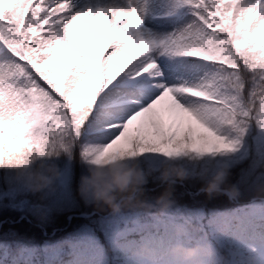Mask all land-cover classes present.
Listing matches in <instances>:
<instances>
[{
	"label": "snow or ice",
	"instance_id": "1",
	"mask_svg": "<svg viewBox=\"0 0 264 264\" xmlns=\"http://www.w3.org/2000/svg\"><path fill=\"white\" fill-rule=\"evenodd\" d=\"M181 6L191 21L137 42L126 34L142 24L136 8L115 10L116 27L71 0H0V165L58 141L96 162L136 148L230 152L250 127L264 131V0H172ZM165 217L139 230L162 243Z\"/></svg>",
	"mask_w": 264,
	"mask_h": 264
},
{
	"label": "trees",
	"instance_id": "2",
	"mask_svg": "<svg viewBox=\"0 0 264 264\" xmlns=\"http://www.w3.org/2000/svg\"><path fill=\"white\" fill-rule=\"evenodd\" d=\"M40 82L47 86L43 81ZM263 134L261 130L250 127L242 136L247 145L246 154L228 165L227 182L237 185L240 189V194L236 198L229 199L223 194L209 197L199 191L204 181L196 182L195 178H190L175 184L173 193L175 203L165 218L178 223L196 225L202 239L211 241L221 253L228 256L222 247L225 246L223 239L233 242L236 236L231 232L219 230L216 227L215 216L220 211L246 205L251 198L259 200L258 197L262 196L255 191L254 187L261 180L253 181L250 175L253 168L259 167L261 163L260 156L264 151ZM54 159L58 166V175L54 178L52 187H61L67 204L64 207L52 208L41 215L30 212L29 217H19L21 212H26L18 210L17 206L8 208L0 202V257L5 254L7 259L11 260L13 256L29 248L35 263L59 264L65 260V257L61 256L59 261L53 260L56 256L46 253L44 241L52 243L62 240L61 245L65 250L74 241H85L88 247L99 249V254L106 264H130L124 246L133 243L134 238L138 236L135 223L137 220L154 219L155 216L130 208L119 212H112L108 208L100 210L91 203H85L78 193L80 177L85 171L79 147L73 148L68 154L62 153ZM7 184L8 182L4 180V172L0 170V189ZM46 190L49 189L38 193L26 191L24 193L26 201L43 203L48 197ZM159 191L158 181L150 180L146 185V196L149 199L157 195ZM80 212L91 213L81 216ZM3 218L6 219L3 220ZM104 218H114L115 226H108L103 221L100 223V219ZM212 232L217 235V238L212 236ZM227 261L228 259L222 264H227Z\"/></svg>",
	"mask_w": 264,
	"mask_h": 264
},
{
	"label": "clouds",
	"instance_id": "3",
	"mask_svg": "<svg viewBox=\"0 0 264 264\" xmlns=\"http://www.w3.org/2000/svg\"><path fill=\"white\" fill-rule=\"evenodd\" d=\"M70 143V140L64 141L66 145ZM62 153L69 152L58 141L56 146H49L43 153L29 154L21 165H0V170H3L6 182L29 192H42L51 189L58 175L54 158ZM206 154L210 153L189 150L181 155H165L136 148L131 154L96 162L80 153L86 172L80 177L78 193L85 203H91L100 210L108 208L119 212L130 208L163 217L175 203V184L195 175L204 181L199 191L207 196L223 194L229 199L236 198L240 189L227 182L228 165L223 161L205 163L201 158ZM146 156L158 157V161L146 163ZM150 180L158 181L160 191L149 199L146 185ZM254 187L258 194L264 196V181ZM124 250L130 264H222L228 259L211 241L199 236L196 225L185 223H171L170 238L162 243H154L143 235L125 245ZM254 259L248 257L250 262Z\"/></svg>",
	"mask_w": 264,
	"mask_h": 264
},
{
	"label": "rangeland",
	"instance_id": "4",
	"mask_svg": "<svg viewBox=\"0 0 264 264\" xmlns=\"http://www.w3.org/2000/svg\"><path fill=\"white\" fill-rule=\"evenodd\" d=\"M111 3H118L124 5L123 10L127 11L130 8H136L138 14L142 17V24L138 27H129L126 30L127 33H132L129 35L134 41H139L140 39H147L151 34L156 37L165 36L174 30L180 29L183 25L187 24L193 19L187 6H181L177 8L172 7V0H108ZM63 2V0H61ZM72 3V2H71ZM141 5L143 6L141 10ZM74 12H87L91 11L92 14H97V12H103V14L108 18L110 24H115L116 27H122L126 23V18H120L116 20L110 10L105 9V5L102 0H79L75 5H73ZM182 8V13L179 18H166V19H154V14L167 13L175 14L179 12ZM113 21V23H112ZM99 24V21L93 22ZM159 61L162 65H169L171 71H176V66L164 56L159 57ZM165 119L167 118L166 113ZM264 132V131H262ZM223 134V130H222ZM229 138H233L234 134L227 133ZM264 135V134H263ZM239 145L235 151L230 152H220V153H210L206 154L201 158L205 163L209 161H223L225 164L229 165L238 159L242 158L247 151V145L242 137H239ZM146 163L154 164L158 161V157L146 156L144 158ZM85 171V163L82 160ZM260 166L255 167L252 170L250 179L253 181H263L264 180V151L260 156ZM196 182L202 181L193 175ZM26 190L16 187L11 183H8L5 187L0 189V202L8 206V208H13L17 206L18 210L25 211L21 212L19 217H29V213L41 215L52 208L64 207L67 204L66 196L64 195L60 186H53L51 189L46 190L47 196L43 203H32L26 201ZM262 198L256 200V198H251L247 205H242L237 209L230 211H220L216 215L217 227L220 230H230L238 236V239L234 242L227 241L223 239L225 246L223 249L228 253L227 264H264V196H259ZM84 213L81 214V216ZM6 218H3V220ZM262 220V221H260ZM103 221L104 224L108 226H115L114 218H104L100 219V223ZM153 221H146L138 223V230L143 225L151 224ZM118 224V223H116ZM80 232H78L79 234ZM118 233V231H116ZM143 236V235H142ZM212 236L217 238L214 232ZM213 239H216L214 238ZM44 248L46 253L51 256H59L64 253L67 258L64 264H105L102 261H98V251L96 249H90L86 245L85 241H74L71 245H68L69 250L62 248L60 241L48 243L44 241ZM61 246V247H60ZM60 247V248H59ZM261 250L259 251V249ZM20 255V256H19ZM17 257H15L11 262H7L4 259H0V264H38L34 260H31L32 251L29 248H25ZM254 257V261L250 262L248 257ZM20 260V261H19Z\"/></svg>",
	"mask_w": 264,
	"mask_h": 264
},
{
	"label": "bare ground",
	"instance_id": "5",
	"mask_svg": "<svg viewBox=\"0 0 264 264\" xmlns=\"http://www.w3.org/2000/svg\"><path fill=\"white\" fill-rule=\"evenodd\" d=\"M79 0H71V2L73 3V5H75ZM136 2L137 1H141V2H144L143 0H135ZM102 3L105 5V9H109L112 16H113V12L117 9H123L125 6L124 5H120L118 3H111L110 1L108 0H102ZM114 17V16H113ZM115 18V17H114ZM113 23V21H112ZM126 58V57H125Z\"/></svg>",
	"mask_w": 264,
	"mask_h": 264
}]
</instances>
